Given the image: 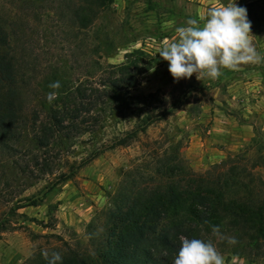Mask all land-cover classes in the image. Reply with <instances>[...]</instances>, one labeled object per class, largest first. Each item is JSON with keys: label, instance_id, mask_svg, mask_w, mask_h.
Segmentation results:
<instances>
[{"label": "rangeland", "instance_id": "rangeland-1", "mask_svg": "<svg viewBox=\"0 0 264 264\" xmlns=\"http://www.w3.org/2000/svg\"><path fill=\"white\" fill-rule=\"evenodd\" d=\"M228 2L105 0L94 16L84 14L92 23L78 30L72 22L78 0H0V20L13 33L28 118L37 113L45 120L48 108H59L77 87L106 91L103 80L116 76L120 65L147 69L135 88L110 89L93 111L95 125L52 145L46 156L51 174L16 186L7 179L12 160L3 163L0 223H8L0 224V264H22L34 252L51 254L64 245L85 250L87 225L109 207L111 196L133 179L146 181L166 160L179 159L203 173L228 155L245 152L246 165L264 191V59L236 71L224 69L215 80L193 75L176 82L158 54L188 18L203 21L210 7ZM238 6L246 8L251 41L264 57V0H238ZM55 81L61 83L58 90L48 87ZM51 91L58 95L49 104ZM124 138L128 144L117 146ZM6 180L12 190H5ZM28 201L37 206L16 213L40 224L8 213ZM215 247L224 264H264V259L233 255L230 246Z\"/></svg>", "mask_w": 264, "mask_h": 264}, {"label": "trees", "instance_id": "trees-1", "mask_svg": "<svg viewBox=\"0 0 264 264\" xmlns=\"http://www.w3.org/2000/svg\"><path fill=\"white\" fill-rule=\"evenodd\" d=\"M105 4V0H78L72 9L73 24L78 30L87 28L92 19L84 14L94 16ZM12 40L13 33L0 20V174L6 177L3 163L12 160L7 179L17 186L22 179L39 180L51 174L46 156L52 145L81 134L84 126L95 125L98 117L93 111L104 103L110 89L135 88L147 69L136 63L120 65L116 76L103 80L106 91L77 87L60 98L59 108H48L45 120L37 113L28 118L22 98L24 80ZM127 144L124 138L117 146ZM244 153L230 154L203 173L194 172L179 159L159 163L146 181L133 179L130 186L111 196L109 207L87 225L88 248L64 245L56 250L62 264H173L181 237L212 240L214 245L230 246L237 257L264 259V191L246 165ZM6 181L5 190H12ZM30 206L37 203L16 205L8 213L40 224L16 213ZM5 223H0L1 228ZM212 226H219L238 243L228 245L216 239ZM43 253L34 252L22 264H47Z\"/></svg>", "mask_w": 264, "mask_h": 264}, {"label": "clouds", "instance_id": "clouds-1", "mask_svg": "<svg viewBox=\"0 0 264 264\" xmlns=\"http://www.w3.org/2000/svg\"><path fill=\"white\" fill-rule=\"evenodd\" d=\"M251 27L247 10L238 6V0L217 3L208 9L203 21L188 18L184 26L177 27L171 42H165L158 54L168 63V72L176 82L193 75L198 81L215 80L224 69L236 71L242 65L264 59L251 41ZM48 87L58 90L61 83L55 81ZM57 95L56 91L47 94L49 104ZM211 233L228 245L238 243L235 237H226L219 226H212ZM43 257L47 264H62L58 252H44ZM173 264H224V259L212 240L181 237Z\"/></svg>", "mask_w": 264, "mask_h": 264}]
</instances>
